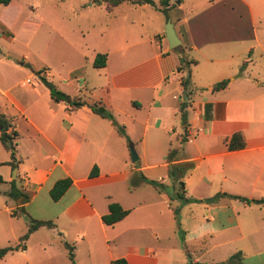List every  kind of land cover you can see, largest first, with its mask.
Instances as JSON below:
<instances>
[{"label": "crops", "instance_id": "1", "mask_svg": "<svg viewBox=\"0 0 264 264\" xmlns=\"http://www.w3.org/2000/svg\"><path fill=\"white\" fill-rule=\"evenodd\" d=\"M230 1L244 8L229 20L237 25L206 28L201 13L187 16L181 3L167 0L162 22L144 19L150 30L137 33L132 56L123 47L122 54L91 48L63 76L40 70L51 89L83 103L77 109L54 102L37 76L0 85V114L16 134L13 159L0 144V248L17 247L0 264H69L64 244L73 264H228L235 253L242 264H264V15L251 0ZM2 20L0 67L13 38ZM167 21L179 41L170 50ZM96 53L106 56L102 68L92 66ZM181 57L194 61L185 89L183 76L173 73ZM222 80L226 86L211 91ZM93 103L110 112L124 136L89 110ZM235 133L243 147L228 150ZM171 149L179 150L170 164L186 167L182 198L191 199H177L179 207L172 206L176 186L165 161ZM64 179L69 185L53 201L49 191ZM110 203L127 214L105 226L100 218ZM26 218L52 226L20 242Z\"/></svg>", "mask_w": 264, "mask_h": 264}, {"label": "rangeland", "instance_id": "2", "mask_svg": "<svg viewBox=\"0 0 264 264\" xmlns=\"http://www.w3.org/2000/svg\"><path fill=\"white\" fill-rule=\"evenodd\" d=\"M151 1L156 10L150 5L141 8L123 1L107 11L104 3L96 4L94 0H18L0 11L2 22L13 35L7 46L9 55L0 67V85L4 82L13 84L25 78L33 81L35 73L42 69L54 78L59 74L63 76L69 68L81 66L83 60L78 53L90 52L91 48L116 52L123 47L132 56L137 48V33L150 30L144 19L156 17L157 22H162L165 17L162 11L157 13L161 8L159 0ZM251 1L254 12L264 15V4ZM176 2L178 0H174ZM211 2L214 7L205 10ZM180 3L187 16L201 13L202 24L206 28L237 25L236 21L229 23L235 19L231 16L244 13V8L233 5L230 0H180ZM230 6H234V11L229 10ZM188 8H192L191 11H187ZM140 22L144 23L142 28ZM261 28L264 32V24ZM21 62L24 64L20 65ZM171 191L168 186L166 192L170 194ZM172 198V206L179 207L176 196Z\"/></svg>", "mask_w": 264, "mask_h": 264}, {"label": "trees", "instance_id": "3", "mask_svg": "<svg viewBox=\"0 0 264 264\" xmlns=\"http://www.w3.org/2000/svg\"><path fill=\"white\" fill-rule=\"evenodd\" d=\"M10 1L11 0H0V5L6 6ZM123 1H127L129 4H141V5L146 4V5H150L154 7V3L151 0H94L96 4H100L101 2L104 3L107 11L108 9L115 7L116 5H118L119 3ZM178 2L180 3V0H178ZM159 4H161L160 11L164 12L167 6V0H159ZM105 58H106L105 54L96 53L92 61L93 68H102L105 64ZM190 64H194V61L191 59H185L181 57L178 63V66L173 71L174 74H180L181 77L183 76L182 81H181V87L183 89H185L187 86V80L189 77L188 68ZM39 73L40 71L36 72V76L38 77L40 82L44 84L45 86H48L49 83L46 82L42 77H40ZM226 84H227L226 80L217 82L212 85L211 91L221 90L226 86ZM49 96L54 102L66 103L70 110L77 109L83 105V103L80 101L69 100L67 96H65L63 93L57 91L54 88L49 91ZM184 105L185 103H180V106H179L180 122L182 125L185 123V114L183 111ZM88 108L95 115L99 116L102 119L107 120L110 123V125L114 127V129L120 136H124V128L121 125H118L117 123H115L110 112H108L106 109H104L102 106H100L97 103L88 105ZM10 127L11 125H10V122L7 120V118L0 114V128L2 129V131L0 132V144L5 150L9 152L10 158L13 159L14 139L16 138V134L13 131H9ZM226 146L228 150H236V149L242 148L243 143H242L240 134L239 133L233 134L229 138ZM178 150L179 149H171L167 152L165 156V161L168 164L167 165L168 166L167 167L168 176L174 178V183L176 186V193H175L176 198L179 200H182L183 202H191L190 201L191 199H184L182 198V195H181L183 184L179 178L181 177L186 167L184 165L179 166V165L170 164L174 160V157L177 154ZM176 172L180 173L178 177H176ZM139 181L147 183L153 186L154 188L160 190V185L156 184L154 181H148L142 177H139ZM68 185H69V181L67 179L59 180L55 182L49 191L50 198L53 201L57 200L63 194L65 189L68 187ZM230 198L238 199L245 203H249V201L246 199L237 198V197H230ZM253 202L259 203L260 201H253ZM107 209H108L107 214L101 216L100 218L102 224H104L105 226L113 225L114 223L120 221L127 214V211L122 210L116 203H110ZM26 225H27L26 232L24 235H22V237H20L19 239L20 242H24L27 236L31 232L36 230L37 228L39 227L49 228L52 226V224L48 221H36V220L29 219V218H26ZM64 247L67 250V256L70 262L69 264H73V256L71 252L72 248L68 246L67 244H64ZM16 248L17 247L0 248V257H2L7 252L17 250ZM241 259H242L241 255L239 253H235L228 258L227 262L228 264H242ZM112 264H127V263L123 259H115L114 261H112Z\"/></svg>", "mask_w": 264, "mask_h": 264}, {"label": "water", "instance_id": "4", "mask_svg": "<svg viewBox=\"0 0 264 264\" xmlns=\"http://www.w3.org/2000/svg\"><path fill=\"white\" fill-rule=\"evenodd\" d=\"M163 33H164V40L166 42V46H167V49H173L174 47H176L178 44H179V41L178 39L176 38L175 36V33H174V30L172 28V25L169 21H167L164 25V28H163ZM49 89H51L52 87L51 86H48ZM2 129L0 128V131ZM128 151H129V161L131 163H134L137 159L133 149H132V146H128ZM212 199H206V200H203L204 203H210Z\"/></svg>", "mask_w": 264, "mask_h": 264}, {"label": "built area", "instance_id": "5", "mask_svg": "<svg viewBox=\"0 0 264 264\" xmlns=\"http://www.w3.org/2000/svg\"><path fill=\"white\" fill-rule=\"evenodd\" d=\"M29 81L28 80H25V83H28Z\"/></svg>", "mask_w": 264, "mask_h": 264}]
</instances>
